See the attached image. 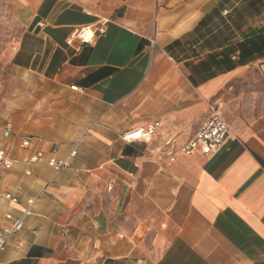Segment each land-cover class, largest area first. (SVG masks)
Here are the masks:
<instances>
[{"label":"crops","instance_id":"1","mask_svg":"<svg viewBox=\"0 0 264 264\" xmlns=\"http://www.w3.org/2000/svg\"><path fill=\"white\" fill-rule=\"evenodd\" d=\"M10 2L0 144L44 160L0 166V227L35 199L0 264H264V0ZM216 104L223 145L184 155Z\"/></svg>","mask_w":264,"mask_h":264},{"label":"built area","instance_id":"2","mask_svg":"<svg viewBox=\"0 0 264 264\" xmlns=\"http://www.w3.org/2000/svg\"><path fill=\"white\" fill-rule=\"evenodd\" d=\"M88 30L92 31L89 26L81 27L74 31L73 37H82ZM72 90H77V86H71ZM219 104L211 107V112L207 119L202 123L199 129L195 132L192 138H190L179 149L184 155L197 154L204 157H209L215 154L226 140L229 132V127L224 120L222 114L219 111ZM152 127L147 129L143 127L134 128L126 131L122 135V139L125 141H133L138 139L149 140ZM4 137L11 135L10 128H5L2 132ZM32 137L25 135L20 137L19 146L22 149H27L30 146ZM76 154L75 146L72 147L67 157L56 158L54 156L48 157L46 163L53 169L54 172H58L61 169L69 166V157H73ZM173 160V157L170 158ZM44 160V154L41 150H36L22 158L10 157L6 149L0 144V166L3 168H10L13 165L22 162L26 165L24 170L25 174H31V166ZM20 189V185L17 186V190ZM4 198L11 202H17V196L12 192H5ZM34 198H28L26 205L23 207L18 215H13L11 212L5 213L4 217L7 221L6 225L0 227V252H2L10 237L19 231L23 227L24 218L31 214L32 206L34 204Z\"/></svg>","mask_w":264,"mask_h":264},{"label":"rangeland","instance_id":"3","mask_svg":"<svg viewBox=\"0 0 264 264\" xmlns=\"http://www.w3.org/2000/svg\"><path fill=\"white\" fill-rule=\"evenodd\" d=\"M11 0H0V69L6 68L7 61L17 40L20 28L11 21L9 6ZM86 8H98L103 0H77ZM119 9L109 14L111 18L119 17ZM6 70V69H5Z\"/></svg>","mask_w":264,"mask_h":264},{"label":"bare ground","instance_id":"4","mask_svg":"<svg viewBox=\"0 0 264 264\" xmlns=\"http://www.w3.org/2000/svg\"><path fill=\"white\" fill-rule=\"evenodd\" d=\"M82 37L85 39V40H91L93 38V34L90 30H88L86 33H84L82 35Z\"/></svg>","mask_w":264,"mask_h":264},{"label":"trees","instance_id":"5","mask_svg":"<svg viewBox=\"0 0 264 264\" xmlns=\"http://www.w3.org/2000/svg\"><path fill=\"white\" fill-rule=\"evenodd\" d=\"M122 9H119V13L121 12Z\"/></svg>","mask_w":264,"mask_h":264},{"label":"water","instance_id":"6","mask_svg":"<svg viewBox=\"0 0 264 264\" xmlns=\"http://www.w3.org/2000/svg\"><path fill=\"white\" fill-rule=\"evenodd\" d=\"M38 30V28H36V31Z\"/></svg>","mask_w":264,"mask_h":264}]
</instances>
